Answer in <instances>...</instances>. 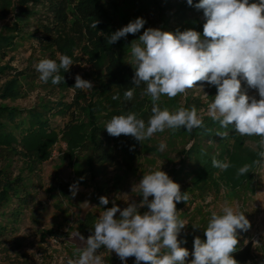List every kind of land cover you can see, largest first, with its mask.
<instances>
[{"label":"rangeland","instance_id":"obj_1","mask_svg":"<svg viewBox=\"0 0 264 264\" xmlns=\"http://www.w3.org/2000/svg\"><path fill=\"white\" fill-rule=\"evenodd\" d=\"M81 1L65 0L70 23L78 20L76 5ZM87 1L99 2L103 6L102 17L89 19L87 23L95 33L107 40L136 18L146 21L139 32L128 34L110 44L116 58L125 62L134 72L130 46L134 40H139L146 29L158 28L172 33L192 29L203 37V25L206 22L204 13L200 9H192L187 0ZM51 2L54 0H0V47L10 41L21 43V46L7 52L1 47L0 53H4L0 55V105L6 106L9 111L23 114L32 112V117L28 119L29 127L22 131L34 138L33 145L38 144L41 151V178L38 180L32 174V161L25 160L17 153L8 163V156L1 151L6 148L18 151L14 144L18 136L0 134L2 204L6 202L4 189L13 191L19 188L22 195L28 191L31 199L19 219H13L12 223L7 218L10 219L14 208L12 205L5 208L0 205V221L6 227H11L7 233L0 234V264H67L68 259L78 258L77 249L84 247L79 235H83L86 240L93 233L94 223L103 210L114 204L121 211L130 203L139 204L142 196L134 192L133 188L149 172L160 169L176 182L175 177L184 176L180 166L192 154L193 144H202V140L204 145L215 146L217 156L213 158L231 166L222 170L213 167L212 159H207L193 175L184 176V180L176 182L181 192H187L189 196L187 202L176 204L179 218L187 223L178 236L183 242L181 247L189 251L185 264H190L194 258V238L199 236L201 240H206L203 229L212 212L222 214L225 206L238 208L250 221V229L237 232L238 242L250 243L252 246L254 256L245 264H264V168L254 163L261 159L259 152L264 151L259 144L261 137L242 136L232 125L222 128L208 113V106L217 94V88L198 82L186 94L172 99L162 96L158 102L162 110L167 108L173 113L180 107H196L203 123L201 127L193 129V139L187 136V130L183 127L157 132L142 143L128 136L132 150L123 154L120 165L104 167L105 172L99 174L91 161L92 151L84 146L92 138L90 115L94 116L101 133L118 112L120 115L135 113L139 119L145 115L148 120L152 114L146 112L152 108V101L150 96L144 95L132 108L122 110L119 100L112 99L114 95L120 94L114 78L105 67L104 55L98 51L94 54V62L89 64L87 60L92 56V45L84 37L74 36L75 39L70 41L71 46L67 51L73 61L70 71L74 78L80 75L91 81L93 88L76 89L66 77L57 85H53L51 79L47 83L40 81V74L36 70L38 62L42 59L59 62L54 45L44 49L38 46L45 34L55 35L62 26ZM8 34L16 36L10 38ZM241 86L247 95L259 99L258 92L249 88L246 82L241 81ZM74 100H78L77 106L69 108V111L75 112L72 117L75 127L67 135L63 127L69 116L62 114V110ZM223 132H227L226 137L218 135ZM161 142L166 145L163 151L159 148ZM245 164L251 166L249 173L238 176V169ZM74 183L78 188L75 196L70 191V185ZM101 196H107L108 205H100ZM151 199L153 197H149ZM147 210V207L139 209L141 214ZM116 218H120V212L116 213ZM52 230L62 234L55 238ZM99 251L104 253L105 264H124L115 252L108 253L104 248ZM126 264H135V257H129Z\"/></svg>","mask_w":264,"mask_h":264},{"label":"clouds","instance_id":"obj_2","mask_svg":"<svg viewBox=\"0 0 264 264\" xmlns=\"http://www.w3.org/2000/svg\"><path fill=\"white\" fill-rule=\"evenodd\" d=\"M187 3L191 6L193 0ZM195 7L203 10L206 19L203 37L192 29L172 33L148 28L139 40L131 43L135 87L125 90L123 98L130 102L137 89H141V95L151 98L152 115L147 124L135 113L113 116L105 126L107 133L113 137L131 136L142 143L166 129L183 127L191 132L201 127L203 122L194 105L190 109L180 107L173 113L167 108L162 110L158 103L162 96L172 99L186 94L200 82L217 88L208 106L211 118L222 128L232 125L242 136L261 137L259 144L264 148V0H199ZM145 23L143 18H136L112 34L108 43L139 32ZM59 60L38 62L40 81L47 83L51 79L53 85L64 81L59 72H68L73 61L67 55H61ZM241 81L255 89L259 99L243 92ZM73 87L87 90L93 85L76 75ZM112 99L119 100L120 96L114 95ZM218 135L226 137L227 132ZM165 147L161 142L160 150ZM259 157L254 163L264 168V151L259 152ZM212 165L222 170L231 166L215 158ZM250 167L245 164L237 175L249 173ZM70 191L75 196L77 184L70 185ZM133 191L142 196L140 203H130L122 211L115 204L103 210L94 223L93 233L86 240L79 235L84 247L77 249L78 258L68 259L67 264H105L101 248L115 252L124 264L129 257H135V264H185L189 251L181 247L183 242L178 236L187 223L179 218L176 204L189 200L187 192L182 193L180 185L160 169L144 174ZM99 202L101 206L109 204L107 196L99 197ZM144 207L148 210L141 214L139 209ZM250 227V221L238 208L225 206L222 214L212 212L203 229L206 240L194 238V258L190 264H237L231 255L238 244L237 232Z\"/></svg>","mask_w":264,"mask_h":264},{"label":"trees","instance_id":"obj_3","mask_svg":"<svg viewBox=\"0 0 264 264\" xmlns=\"http://www.w3.org/2000/svg\"><path fill=\"white\" fill-rule=\"evenodd\" d=\"M193 3H199V0H193ZM51 5L53 6L52 9L54 10L56 17L60 19L62 26L55 35L50 33L45 34V36L41 40H39V42H42L38 45L39 48L44 49L45 47L54 45V49H57L59 57L61 55L68 56L67 51L71 46L70 41H72V39H75L74 36H77V38L81 37L82 39L84 37V39L90 40L92 45V49L90 52L92 56L88 57L87 61L89 64L93 63L96 59L94 54L98 51L102 52L105 58V67L114 78L115 86L118 88V92L120 94V99L118 101L120 108H122V110L130 109L134 105L139 103L144 96L141 95V89H137L135 97L132 101H125L123 98V93L125 90L135 87V85L133 84V77L135 75V72L125 62H122L116 58V55L114 54L113 49H111L108 40L95 33L94 29L91 28V25L87 23V20L89 19L102 17L104 12L103 6H101L99 2L92 3L91 1L87 0L79 2V4L76 5V11L79 14V18L76 22L70 23V17L65 8V0H54V2H51ZM192 9H197L194 4H192ZM200 10L203 11L202 9ZM55 15L52 14L53 17H55ZM12 29H16V27H12ZM8 36L10 38H14L16 34H8ZM20 44L21 43L10 41L9 44L3 45L1 47H3V50L5 52H7L9 50L11 51L12 49H15L18 46H21ZM6 47H8V50H6ZM3 53H0V55H3ZM59 74H62V76L70 80L73 86L75 85V78L72 76L70 70L68 72H64L62 69L60 70ZM19 87H21V85H19ZM77 101L74 100L73 103L69 104L70 106L68 105V108L62 110V114L69 116L67 122L63 127V132L67 135L75 127V122H72V117L74 116L75 112H73V110L69 111V108H75L77 106ZM88 106L90 109L91 106ZM148 112H151L150 108L146 113ZM10 113L11 116H9ZM30 115H32L31 111L23 114L17 111H9L8 109H6V106L0 105V134L5 135L6 133H12L18 136V140L14 142L18 151L15 150L14 152L13 150L7 148L1 151H4L3 154L9 157H7L8 163L12 162L11 160H13V156L17 153H19L20 156H22L25 160L29 159L30 161H32V174H34L35 178L39 180L41 178V168L39 165V157L41 156V151L38 148V144L33 145L34 138H32L30 134H27L28 132L22 131L23 129L29 127L28 121L32 117ZM116 115H120V113H115L114 116ZM141 118L147 121V117L145 115ZM89 122L91 125L92 138L87 140V144L85 143L84 146H88L87 149L92 151L93 155L91 161L93 162V166L98 168L99 174H103L106 170L105 168L120 165L123 154L129 153L132 150L130 140L128 139V136H125L123 134L119 137H113L109 135L105 127L100 133L98 131V126L94 122L93 115H90ZM186 134L188 137L192 138L193 129L191 130V132L187 131ZM88 143H92V145L90 146L88 145ZM214 149L215 146H213V144L204 145L203 140L202 144L195 142L192 146V154L189 155L188 160H184L185 162H183L180 166L181 172H183L184 176L189 177L193 175L195 170L200 169L202 167V164L205 163L207 159L213 160V157L217 156V153ZM3 171H5L6 173L8 172L7 170ZM181 172H178V174H180ZM184 176L175 177V181L179 182L184 180ZM20 190L19 188L13 189V191L4 189L3 194L6 195V198L4 197V200H6L4 204H2L3 200L0 198V205H3L4 208L7 206L10 207L11 205V207L14 208V210H11V214L9 215L10 219L7 218L8 221L11 220L10 223H12L13 219L14 221L19 219L20 213L25 207L29 205V201L31 200L28 191L25 192L26 194L22 195V192H20ZM0 210L2 211V208H0ZM10 230L11 227H6V225L2 224V221H0V234L7 233V231ZM61 234L62 232L58 230H52V236L55 238L59 237V235ZM192 245L194 246L193 243ZM231 255L237 261V264H245L249 261V259H251V257L254 256L251 244L241 242H238L236 251Z\"/></svg>","mask_w":264,"mask_h":264}]
</instances>
